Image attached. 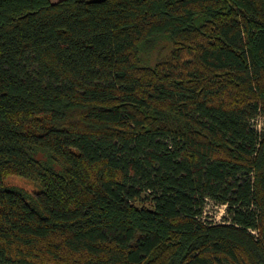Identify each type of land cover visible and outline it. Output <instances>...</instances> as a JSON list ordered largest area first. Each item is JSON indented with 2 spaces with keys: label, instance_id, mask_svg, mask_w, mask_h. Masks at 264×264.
Returning <instances> with one entry per match:
<instances>
[{
  "label": "trees",
  "instance_id": "1",
  "mask_svg": "<svg viewBox=\"0 0 264 264\" xmlns=\"http://www.w3.org/2000/svg\"><path fill=\"white\" fill-rule=\"evenodd\" d=\"M259 116L264 0H0V264H264Z\"/></svg>",
  "mask_w": 264,
  "mask_h": 264
},
{
  "label": "rangeland",
  "instance_id": "2",
  "mask_svg": "<svg viewBox=\"0 0 264 264\" xmlns=\"http://www.w3.org/2000/svg\"><path fill=\"white\" fill-rule=\"evenodd\" d=\"M257 127L259 128L258 125ZM263 127L264 126L262 125V128ZM4 182L6 184L21 186L32 194H35L36 192L39 191V187L35 183H33L30 180L21 178V177L8 176L5 178ZM225 216H226V205L217 204L213 202L212 200L207 201L205 205L204 213L202 216V219L205 222L220 223V222H223V219Z\"/></svg>",
  "mask_w": 264,
  "mask_h": 264
},
{
  "label": "built area",
  "instance_id": "3",
  "mask_svg": "<svg viewBox=\"0 0 264 264\" xmlns=\"http://www.w3.org/2000/svg\"><path fill=\"white\" fill-rule=\"evenodd\" d=\"M257 125L259 126V128L257 127ZM262 125L264 126V119L263 117L259 116L254 120V126H256V128L261 132L264 130V127L262 128Z\"/></svg>",
  "mask_w": 264,
  "mask_h": 264
}]
</instances>
